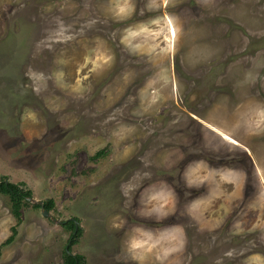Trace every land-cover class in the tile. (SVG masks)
<instances>
[{"label":"rangeland","instance_id":"1","mask_svg":"<svg viewBox=\"0 0 264 264\" xmlns=\"http://www.w3.org/2000/svg\"><path fill=\"white\" fill-rule=\"evenodd\" d=\"M4 169L80 264H264V0H0ZM26 201L0 264H63Z\"/></svg>","mask_w":264,"mask_h":264},{"label":"trees","instance_id":"2","mask_svg":"<svg viewBox=\"0 0 264 264\" xmlns=\"http://www.w3.org/2000/svg\"><path fill=\"white\" fill-rule=\"evenodd\" d=\"M0 192L5 193L9 200V209L12 216L15 218V223L10 226L11 233L7 235L2 242H0V247L4 243L10 242L13 238V234L16 231L15 224L20 220L21 207L27 201L25 199L26 196L31 194L29 188L24 186L22 181H11L7 178L5 174L0 175ZM31 205L35 207H39L40 204L37 202H32ZM41 205L50 210L54 207V200L52 197H46L42 199ZM64 226H68L71 230L73 229V221L71 219H66L61 222ZM80 229L79 227L76 229L74 233L72 231L69 234L70 242L67 244V249L69 250L70 244L74 243L77 236L79 235ZM63 264H80L83 260V257L79 253H67L65 249H63Z\"/></svg>","mask_w":264,"mask_h":264},{"label":"water","instance_id":"3","mask_svg":"<svg viewBox=\"0 0 264 264\" xmlns=\"http://www.w3.org/2000/svg\"><path fill=\"white\" fill-rule=\"evenodd\" d=\"M25 199L31 201V202H37L40 204L39 206V209H40V213L44 216H48L51 220H53L54 222H58V223H61L63 222L64 220L66 219H71L73 221V230H72V233H74L78 227V220L74 217H67L65 219H58V218H55L53 216H51L49 210L45 209L42 205H41V202L42 200L41 199H37V198H33L31 195H28L25 197ZM70 242L69 239H67L65 245H64V249L66 250L67 253H71L70 250L67 249V244Z\"/></svg>","mask_w":264,"mask_h":264},{"label":"crops","instance_id":"4","mask_svg":"<svg viewBox=\"0 0 264 264\" xmlns=\"http://www.w3.org/2000/svg\"><path fill=\"white\" fill-rule=\"evenodd\" d=\"M38 122V121H37ZM28 125H31L29 122L27 123ZM35 125H36V123H35ZM39 126V125H38ZM17 145H15V147H16ZM18 147H20V144H18ZM20 150V149H19ZM9 154V153H8ZM10 156V155H9ZM29 165V164H28ZM34 168H36V166L35 167H33V170H34ZM7 171V172H6ZM10 171H8V169H4L3 171H0V175L1 174H5L6 176H7V178L9 179V180H11V181H14V182H16V181H22V182H27V179H29V177H30V174L28 173V174H22V173H20V174H18L17 176H16V174H14L15 176H13V178L10 176ZM26 184V183H25ZM37 199H40V198H37ZM42 199H44V198H42ZM41 199V200H42ZM22 208H23V206L21 207V214H22ZM38 211H40L39 210V207H38ZM21 214H20V217H21Z\"/></svg>","mask_w":264,"mask_h":264},{"label":"bare ground","instance_id":"5","mask_svg":"<svg viewBox=\"0 0 264 264\" xmlns=\"http://www.w3.org/2000/svg\"><path fill=\"white\" fill-rule=\"evenodd\" d=\"M170 24V23H169ZM170 30H172V27H171V29ZM173 31V30H172ZM225 140H227V141H229V142H231V143H234L230 138H228V137H226V136H222Z\"/></svg>","mask_w":264,"mask_h":264}]
</instances>
